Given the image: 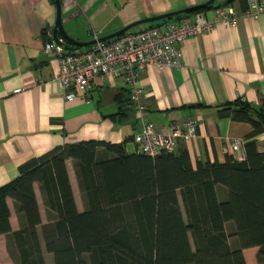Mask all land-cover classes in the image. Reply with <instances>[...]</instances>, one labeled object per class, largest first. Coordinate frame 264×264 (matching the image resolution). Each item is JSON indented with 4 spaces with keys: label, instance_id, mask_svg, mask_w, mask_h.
Returning a JSON list of instances; mask_svg holds the SVG:
<instances>
[{
    "label": "crops",
    "instance_id": "1",
    "mask_svg": "<svg viewBox=\"0 0 264 264\" xmlns=\"http://www.w3.org/2000/svg\"><path fill=\"white\" fill-rule=\"evenodd\" d=\"M205 1L61 0L62 22L72 37L91 40L94 32L104 36L135 20ZM215 1V6L203 10L208 16L214 17L217 7L229 3ZM230 4L238 12L237 24L226 25L217 19L212 30L180 43V65L148 66L137 80L144 89L137 102L126 79L114 75L92 80L86 97L67 98L58 77L59 58L44 47L48 33H54L55 1L0 0V185L19 175L22 162L66 142L127 141L126 148L134 151L133 137L146 121L165 130L172 121L195 118L196 134L181 138L177 146L188 148L194 163L224 161L233 153L231 143L237 139L244 150V138L252 125L220 115L219 108L238 97L264 105V12L257 17L245 14L246 0H231ZM257 140L264 150V132ZM70 160V181L77 206L83 210L82 190ZM34 187L42 220L48 222L41 183L35 181ZM218 189L224 197L226 189ZM7 202L11 226L18 229L21 222L15 200L9 196ZM44 255L47 264H54L53 254L45 247ZM0 263L15 264L7 233H0Z\"/></svg>",
    "mask_w": 264,
    "mask_h": 264
},
{
    "label": "trees",
    "instance_id": "2",
    "mask_svg": "<svg viewBox=\"0 0 264 264\" xmlns=\"http://www.w3.org/2000/svg\"><path fill=\"white\" fill-rule=\"evenodd\" d=\"M80 47L69 43L67 49ZM219 113L252 125L243 159L229 153L224 161L194 163L186 147L152 156L128 150L127 141L83 139L22 162L19 175L0 185V233L8 235L15 264H47L44 247L54 264H264V150L257 140L264 132V105L238 97ZM67 159L74 162L83 210ZM35 181L48 222L41 217ZM9 196L21 222L15 230Z\"/></svg>",
    "mask_w": 264,
    "mask_h": 264
},
{
    "label": "built area",
    "instance_id": "3",
    "mask_svg": "<svg viewBox=\"0 0 264 264\" xmlns=\"http://www.w3.org/2000/svg\"><path fill=\"white\" fill-rule=\"evenodd\" d=\"M264 12V0H247L245 14L257 17ZM238 12L232 4L216 8V15L208 16L196 11L179 19H162L139 29L128 31L110 39L99 40L82 50H69L59 43L52 32L48 33L44 47L54 52L60 61L59 79L65 95L86 97L92 80L98 76H123L132 91V98L140 102L144 89L137 84L140 74L150 65L160 69L167 65H180V43L198 33L215 27L217 19L226 25H236ZM94 32V38H98ZM17 88L15 91H19ZM197 132V120L188 118L180 123L172 121L165 130L154 122L146 121L143 129L133 137L137 150L155 156L163 151H173L181 138H190ZM233 154L238 159L245 157L241 140L231 143Z\"/></svg>",
    "mask_w": 264,
    "mask_h": 264
},
{
    "label": "water",
    "instance_id": "4",
    "mask_svg": "<svg viewBox=\"0 0 264 264\" xmlns=\"http://www.w3.org/2000/svg\"><path fill=\"white\" fill-rule=\"evenodd\" d=\"M214 1L215 0H207L205 2L194 4L191 6L171 10V11L164 12L161 14H156V15L144 17V18L135 20V21L125 25L124 27H122V28H120V29H118L112 33L106 34L104 36H100L98 38H93L91 40H79V39L72 37L67 32V30L65 29L63 22H62V3H61V0H55L56 7H57V17H56V21L54 24V30H53L54 33L53 34H54V38L59 43L65 45L66 47L68 46L69 43L79 45V46H87V45H91V44L95 43L97 41V39L105 40V39H110L112 37L120 35L126 31H128L129 29L133 28L136 25H139L142 23L153 22V21H157V20H162V19L169 18V17H172V16L177 15V14H181V13H188V12H191L193 10H197L199 8H204V7L212 4Z\"/></svg>",
    "mask_w": 264,
    "mask_h": 264
},
{
    "label": "rangeland",
    "instance_id": "5",
    "mask_svg": "<svg viewBox=\"0 0 264 264\" xmlns=\"http://www.w3.org/2000/svg\"><path fill=\"white\" fill-rule=\"evenodd\" d=\"M143 24V23H142ZM142 24H139V25H136V26H134L133 28H137L138 26H140V25H142ZM129 149H130V147H129ZM69 163H70V165H72L73 166V161H69ZM82 197H83V195H82ZM229 225H228V230L230 231L231 230V228H233L232 227V225H230V223H228ZM234 239V238H233Z\"/></svg>",
    "mask_w": 264,
    "mask_h": 264
}]
</instances>
